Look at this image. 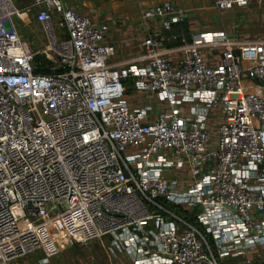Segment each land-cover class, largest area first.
<instances>
[{
	"label": "built area",
	"instance_id": "2783aa9c",
	"mask_svg": "<svg viewBox=\"0 0 264 264\" xmlns=\"http://www.w3.org/2000/svg\"><path fill=\"white\" fill-rule=\"evenodd\" d=\"M185 16L147 8L169 36L112 61L109 25L65 0H0V264L106 238L129 264H264V39L173 33ZM128 80L167 107L128 105Z\"/></svg>",
	"mask_w": 264,
	"mask_h": 264
},
{
	"label": "crops",
	"instance_id": "0c3cea01",
	"mask_svg": "<svg viewBox=\"0 0 264 264\" xmlns=\"http://www.w3.org/2000/svg\"><path fill=\"white\" fill-rule=\"evenodd\" d=\"M97 2L95 8L92 4ZM118 2V10L113 11L110 3ZM70 6L77 8L83 14L89 15L97 24L107 23L109 33L106 42L114 45L116 52L112 61L134 57L142 50L141 43L147 34H163L158 20H151L146 25L142 23L141 15L146 7L153 4L169 2L177 9L185 12V18L173 26V33L189 36L199 31H224L229 34V27H240L246 37L235 35L242 39H264V0H249L245 8L232 9L227 12H218L212 7L211 0H65ZM112 4V3H111ZM154 6V5H153ZM133 7L134 10H131ZM225 27V29L223 28ZM228 27V28H227ZM252 33V35H250ZM258 36V37H257ZM217 62H212L211 64ZM135 95L126 96L130 106L146 103L139 98L146 96L153 101L156 109H165L167 106L155 99L153 95L135 91ZM133 98V99H132ZM140 100L141 103L138 101ZM152 105L151 103L147 102Z\"/></svg>",
	"mask_w": 264,
	"mask_h": 264
},
{
	"label": "rangeland",
	"instance_id": "374dc122",
	"mask_svg": "<svg viewBox=\"0 0 264 264\" xmlns=\"http://www.w3.org/2000/svg\"><path fill=\"white\" fill-rule=\"evenodd\" d=\"M28 1L29 0H14V3L18 8H23ZM111 3L109 7L112 8L113 11H117L118 2L114 1V3L113 2ZM92 4L94 5L95 8L97 7V2L93 1ZM149 7H146V9ZM130 9L134 10L133 7H130ZM34 16H35V11L30 10L28 12L29 22L27 24L19 23V27L17 28L19 29L22 38L30 44L33 50H36L42 45V42L44 41L45 37H44L43 29L34 21ZM13 19H14V23L15 22L17 23L16 19L15 18ZM141 20H142V15H141ZM223 28L225 29V27ZM227 32L229 33L230 36H235V35L237 36L240 34V37H246L245 34L241 33L240 27L238 28L229 27ZM250 35H252V33ZM262 35H264L263 32L261 35L258 36H262ZM123 83L127 87L126 96L131 97L132 94L135 95L134 94L135 89L133 88V84L131 80L124 81ZM139 99L145 100L146 103L147 102L151 103L152 106L155 104V101L146 98V96H143ZM140 100L138 101L139 103H141ZM107 243H108V239L106 238L102 240L99 239L94 240L86 245H78V244L73 245L70 249L65 250L59 253L57 256H55L53 259V263L54 264H129L130 263V259L127 255L125 256L119 255L118 257L110 256L106 251Z\"/></svg>",
	"mask_w": 264,
	"mask_h": 264
},
{
	"label": "trees",
	"instance_id": "16d2710c",
	"mask_svg": "<svg viewBox=\"0 0 264 264\" xmlns=\"http://www.w3.org/2000/svg\"><path fill=\"white\" fill-rule=\"evenodd\" d=\"M37 67L44 64V60L41 56L36 57ZM40 62V63H39ZM39 70V69H38Z\"/></svg>",
	"mask_w": 264,
	"mask_h": 264
}]
</instances>
